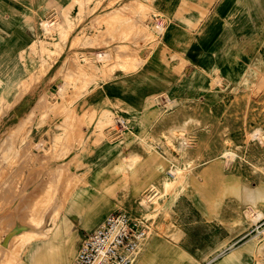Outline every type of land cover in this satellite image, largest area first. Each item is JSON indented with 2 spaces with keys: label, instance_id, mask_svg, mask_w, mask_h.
<instances>
[{
  "label": "rangeland",
  "instance_id": "obj_1",
  "mask_svg": "<svg viewBox=\"0 0 264 264\" xmlns=\"http://www.w3.org/2000/svg\"><path fill=\"white\" fill-rule=\"evenodd\" d=\"M124 1L100 15L96 0H74L76 18L68 8L19 38L7 36L16 20L0 21V264H20L31 235L53 222L64 227L32 264H73L83 236L116 211L146 226L135 264H221L231 252L232 264H264V25L249 60L201 93L189 84L138 107L93 103L92 88L129 60L115 42L157 40L142 3L140 24L121 36L116 16L138 0ZM16 40L30 42L26 52ZM98 46L118 49L109 57Z\"/></svg>",
  "mask_w": 264,
  "mask_h": 264
},
{
  "label": "crops",
  "instance_id": "obj_2",
  "mask_svg": "<svg viewBox=\"0 0 264 264\" xmlns=\"http://www.w3.org/2000/svg\"><path fill=\"white\" fill-rule=\"evenodd\" d=\"M73 1L0 0V21L16 20L18 22L16 27L24 33L18 29L15 30L17 33H14V29L11 28L7 36L25 37L29 34L26 30L30 26H37L46 19L60 18L62 12L68 8L70 9L67 12L76 18L80 6ZM96 1L100 3L98 4L100 15L118 9L125 2ZM138 3L152 9L153 24L155 22L157 28L160 26L158 33L155 32L157 40L153 41L154 44L149 42L146 45L142 37L136 38L132 45L126 40L115 42V47L120 45L130 47L126 55L129 60L124 61L123 66L122 63L118 64L123 69L117 68L109 78L101 81L97 88H92L88 101L96 103L99 100L118 99L130 106L138 107L145 104L154 94L171 89L177 91L189 84L197 85L201 93L205 88L201 86L211 85L217 76L225 80L226 75L240 69L241 63L249 60V38L259 36L264 25V0H138L137 4L132 3L128 10L119 12L120 14L116 16L119 18L116 19L117 25L124 31L121 36H126L128 31L140 24L133 14V10L137 11L139 7L136 6ZM91 17L92 15L86 17L83 24L77 27V31L89 29ZM125 19L129 22H124ZM36 28L42 30L40 26ZM102 29L105 31L106 24L102 25ZM16 42L12 44L18 47L16 50L19 53L26 52L30 46V42L27 41ZM136 43L142 46L138 55H142L143 58L141 62L134 64L136 54L133 50ZM100 48V46L96 48L98 55L109 53V57L118 49L111 53L101 51ZM186 71L188 75L185 79Z\"/></svg>",
  "mask_w": 264,
  "mask_h": 264
},
{
  "label": "built area",
  "instance_id": "obj_3",
  "mask_svg": "<svg viewBox=\"0 0 264 264\" xmlns=\"http://www.w3.org/2000/svg\"><path fill=\"white\" fill-rule=\"evenodd\" d=\"M146 237L142 219L111 212L83 236L73 264H135Z\"/></svg>",
  "mask_w": 264,
  "mask_h": 264
},
{
  "label": "bare ground",
  "instance_id": "obj_4",
  "mask_svg": "<svg viewBox=\"0 0 264 264\" xmlns=\"http://www.w3.org/2000/svg\"><path fill=\"white\" fill-rule=\"evenodd\" d=\"M261 216H262V213L260 211H258L257 215H256V219H259ZM63 227L64 226L60 223L58 225V227L55 228V222H53L50 225V227L48 228V231H46L45 233H42V232H39L38 230H36L35 233L31 235L30 240L28 241V245H27V247L23 253L22 260H21L20 264H32V263H34V256H35L36 252L39 250V248L41 247V245H45L48 248V250L51 251L53 247H52V245L48 244L49 237H51V235L49 236V233L58 234L59 232H61V228H63ZM66 252H67V249L60 252L62 255V259L65 258ZM237 258H238L237 253H232V252L228 253L223 257L221 264H232L233 262L237 261ZM39 264H47V262L43 259V261H41V262L39 261Z\"/></svg>",
  "mask_w": 264,
  "mask_h": 264
}]
</instances>
